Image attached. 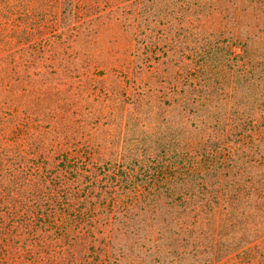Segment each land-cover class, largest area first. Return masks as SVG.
Here are the masks:
<instances>
[{"label": "trees", "instance_id": "trees-1", "mask_svg": "<svg viewBox=\"0 0 264 264\" xmlns=\"http://www.w3.org/2000/svg\"><path fill=\"white\" fill-rule=\"evenodd\" d=\"M75 1L56 0L60 22L82 25ZM93 2L87 13L98 7L129 38L132 76L93 102L110 109L105 129L49 134L45 157L0 173V238L27 192L41 225L33 243L45 235L57 262L78 244V264H264V0ZM5 11L0 29L24 26ZM30 26L13 36L17 51L0 33L1 83L17 54L45 69Z\"/></svg>", "mask_w": 264, "mask_h": 264}, {"label": "rangeland", "instance_id": "rangeland-1", "mask_svg": "<svg viewBox=\"0 0 264 264\" xmlns=\"http://www.w3.org/2000/svg\"><path fill=\"white\" fill-rule=\"evenodd\" d=\"M0 2V11H5L3 4H6L8 9L5 12H11L8 17L1 15L2 20L8 18L9 21L20 23L26 20L24 26L0 29L1 35L9 41V51L16 50L12 38L19 28H23L21 32L26 33L24 29L28 21L31 23L29 37L34 36L32 40L38 41L35 45L43 46L35 56L42 60L40 64L44 70L36 65V59L26 61L21 54H15L21 63L17 62L18 72L6 74L1 79L2 83L0 82V173L12 171L21 175L20 172L24 171L21 167L24 160L29 159L32 162L33 157L38 160L40 156L45 157V147L50 145L47 139L50 138L49 134L61 132L68 127H72L74 132L79 130L83 134L95 133L97 130L92 129L94 120H99V125L96 121L95 128L105 129L104 121L110 115V109H96L93 102L101 93H106V90L120 86L116 77L121 72L131 78L132 72L126 66L131 60L132 44L126 35L118 31L108 16L97 17L101 13L98 7L93 8L90 14L87 13L89 6L94 3L93 0L75 1L79 13L83 12L82 16L86 19L83 18L80 26L66 17L65 33L62 32L64 22L57 18L56 0ZM36 8L44 10L42 20L35 16ZM28 9L31 13L29 16ZM34 22L37 23L35 28ZM44 36L45 44L40 40ZM2 52L4 50L0 44V54ZM19 67H28L26 73L25 69ZM104 86L106 90H103ZM100 99H105L104 94ZM75 120L80 123L86 121L87 124L78 123L75 126ZM60 143L59 146L64 147L63 141ZM19 183L15 181L14 187ZM3 184H6L4 177L0 178V186ZM33 184L30 189L34 191L36 182ZM23 192L22 187L13 193L20 197ZM24 194L27 196L23 197L22 206L18 205L16 208L13 226L11 223L1 226L3 231L0 239L7 244L0 241V264H78L74 254L83 250L78 244L64 247L63 258L57 262L54 258H46L48 254H45V235L33 243V235L35 237L40 234L41 225L39 215L36 218L35 210L31 208L33 198L27 192ZM42 210L45 212L43 205ZM18 220L24 221V225L16 223ZM29 228H32V233L26 236L30 239H22L24 230ZM47 259L51 261L46 262ZM238 263L237 260H230L221 264ZM83 264H94V260L91 258Z\"/></svg>", "mask_w": 264, "mask_h": 264}]
</instances>
